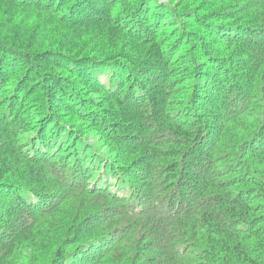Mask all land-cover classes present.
I'll return each mask as SVG.
<instances>
[{"label": "trees", "instance_id": "16d2710c", "mask_svg": "<svg viewBox=\"0 0 264 264\" xmlns=\"http://www.w3.org/2000/svg\"><path fill=\"white\" fill-rule=\"evenodd\" d=\"M0 264H264V0H0Z\"/></svg>", "mask_w": 264, "mask_h": 264}]
</instances>
